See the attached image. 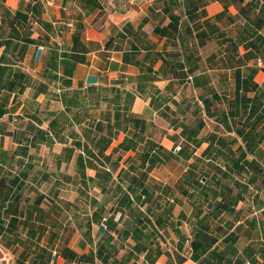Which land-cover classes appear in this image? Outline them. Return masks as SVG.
Masks as SVG:
<instances>
[{
  "label": "crops",
  "instance_id": "1",
  "mask_svg": "<svg viewBox=\"0 0 264 264\" xmlns=\"http://www.w3.org/2000/svg\"><path fill=\"white\" fill-rule=\"evenodd\" d=\"M0 240L264 264V0H0Z\"/></svg>",
  "mask_w": 264,
  "mask_h": 264
},
{
  "label": "built area",
  "instance_id": "2",
  "mask_svg": "<svg viewBox=\"0 0 264 264\" xmlns=\"http://www.w3.org/2000/svg\"><path fill=\"white\" fill-rule=\"evenodd\" d=\"M178 148L180 146H177ZM0 264H14L13 252L0 240Z\"/></svg>",
  "mask_w": 264,
  "mask_h": 264
},
{
  "label": "water",
  "instance_id": "3",
  "mask_svg": "<svg viewBox=\"0 0 264 264\" xmlns=\"http://www.w3.org/2000/svg\"><path fill=\"white\" fill-rule=\"evenodd\" d=\"M41 49H38V51H37V56L40 54V51ZM94 81H96V76H93V75H89L88 77H87V82H94ZM99 230H101V231H103V225H100L99 226Z\"/></svg>",
  "mask_w": 264,
  "mask_h": 264
}]
</instances>
